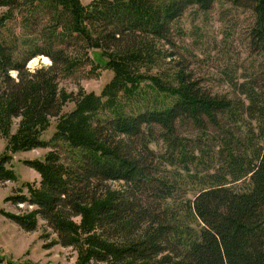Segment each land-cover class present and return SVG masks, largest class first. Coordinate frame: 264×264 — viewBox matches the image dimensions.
<instances>
[{
	"label": "trees",
	"instance_id": "16d2710c",
	"mask_svg": "<svg viewBox=\"0 0 264 264\" xmlns=\"http://www.w3.org/2000/svg\"><path fill=\"white\" fill-rule=\"evenodd\" d=\"M218 4L251 12L258 71L225 69L224 93L183 63L152 72L167 56L162 44L173 48L182 35L185 12ZM1 7L0 135L22 117L19 149L51 147L44 162L26 161L40 170V186L9 197L35 206L9 214L17 225L34 231L40 216L57 243L74 246L73 217L88 215L97 233L80 264H264V0H0ZM15 12L26 33L2 30ZM61 44L108 56L116 76L107 92L80 89L75 98L60 88V77L80 64ZM38 55L51 63L32 70ZM69 99L76 109L42 139L36 126L60 116ZM10 159L0 158V183L14 178ZM247 179L250 186H239ZM187 185L196 192L184 202Z\"/></svg>",
	"mask_w": 264,
	"mask_h": 264
},
{
	"label": "rangeland",
	"instance_id": "374dc122",
	"mask_svg": "<svg viewBox=\"0 0 264 264\" xmlns=\"http://www.w3.org/2000/svg\"><path fill=\"white\" fill-rule=\"evenodd\" d=\"M93 1L81 0L85 6ZM6 10V7H1L0 13ZM251 22L250 11L233 9L228 4H218L207 12L188 9L181 20L182 35L175 37L173 48L162 44L167 56L163 58L161 66H156L152 72H161L167 68L174 70L178 68V64L183 63L206 87L218 93L230 92L223 80L225 69L236 68L238 74L245 68L257 72L263 60L262 56L254 54L249 47L248 29ZM2 30L6 33H26L22 13L15 12L7 27ZM61 45L58 46L65 48L74 59L80 60V64L74 71L60 77V88L73 93L75 98L80 89L85 94L93 92L101 95L107 92L108 85L116 76L114 68L106 64L108 56H103L98 48L82 45L79 48L76 44ZM50 63L47 55H38L30 60L28 67L34 70ZM76 106V101L69 99L60 116L48 117L41 125H37L40 137L50 140L65 115L75 110ZM21 122L22 117L12 118L0 135V158L11 156L5 166L14 175L12 180L0 183V264H80L90 245L91 236L97 233L94 227H88V215L73 217L79 234V243L74 246L57 243V234L40 216L34 231H25L9 217V214H28L35 209L28 202L15 204L9 197L20 194L30 196V189L40 186V170L26 164V161L44 162L51 150V147L19 149L16 137ZM248 181L249 179L246 183L240 182L239 186H250ZM108 185L113 188L123 187L122 182L110 181ZM195 187L187 185L189 191L183 197L184 202L193 198ZM169 203L172 204V201Z\"/></svg>",
	"mask_w": 264,
	"mask_h": 264
}]
</instances>
